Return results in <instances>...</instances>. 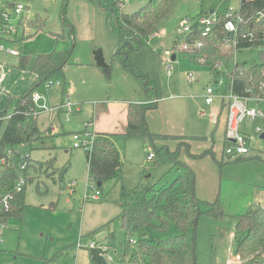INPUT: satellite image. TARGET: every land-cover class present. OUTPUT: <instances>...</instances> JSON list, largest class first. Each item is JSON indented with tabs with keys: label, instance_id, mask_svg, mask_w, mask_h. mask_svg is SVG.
I'll return each instance as SVG.
<instances>
[{
	"label": "rangeland",
	"instance_id": "374dc122",
	"mask_svg": "<svg viewBox=\"0 0 264 264\" xmlns=\"http://www.w3.org/2000/svg\"><path fill=\"white\" fill-rule=\"evenodd\" d=\"M147 1L113 0L109 4L106 0H20L25 4L20 15L12 7L7 8V22H0V45L3 46L0 49V110L7 107L11 111L17 98L31 86L30 71L38 54L64 51L70 57L63 74L56 73L48 79L54 83L51 88L46 89L44 85L38 88L46 105L53 108L40 111L34 118L41 138L17 147L20 154H30L27 174L31 178L23 190L26 206L0 230V264H82L84 259L90 264L88 244L91 241L98 248L109 247L103 252L106 264H139L133 260L138 245L130 240L140 241L141 234L128 233L121 225V187L131 190L136 186L165 184L175 174L167 150H174L176 143L169 140L167 144H158L156 152L140 137L125 140L120 135L126 124V103L143 102L147 97L143 86L122 63L113 60L120 41L110 33L108 22L110 16L116 22L115 16L120 19L121 12H133ZM7 2L11 0H0V11ZM238 4L239 0H177L155 34L143 37L141 46L135 50L126 47L127 64L148 72L159 100L145 114L149 130L197 138L189 140L190 146L183 152L195 174V194L208 201L218 198L224 213L217 219L205 214L199 218L194 233L196 264L234 261L239 243L236 217L246 213L258 200L261 204L264 202V139L251 141V151L246 156L238 155L230 143L224 146L222 121L215 127L209 122V111L198 105L204 87L212 80L211 71L199 57L193 58L182 49L183 40L177 32L185 17L216 18ZM63 11L67 27L62 23ZM10 24L17 26L16 33L9 31ZM16 34L20 39L15 40ZM97 49H101L109 66L107 74L94 61ZM10 50L20 54L13 55ZM260 50L253 47L236 51V61L258 62ZM172 55L168 74L164 58ZM22 58L26 59L24 68L18 65ZM191 73L193 82L188 78ZM63 78L67 81L65 93L62 92ZM67 95L71 102L80 105V110L65 116L55 107ZM217 102L215 98L214 106ZM178 103H184L186 116ZM65 118L67 132L46 135L45 130L51 123L58 125ZM256 124L261 125V120L257 119ZM85 128L93 135L117 134L111 136L122 158L119 179L107 180L100 187L92 180L87 172L84 149L73 147L72 133H83ZM245 129L253 134L251 126ZM151 150L156 156L148 160ZM258 150L261 157L254 155ZM17 175L25 173L17 169ZM96 191L98 199L93 200L91 197ZM132 195L137 198L136 193ZM174 232L170 226L167 234ZM78 242L83 247H78ZM109 257L111 260H107Z\"/></svg>",
	"mask_w": 264,
	"mask_h": 264
},
{
	"label": "trees",
	"instance_id": "16d2710c",
	"mask_svg": "<svg viewBox=\"0 0 264 264\" xmlns=\"http://www.w3.org/2000/svg\"><path fill=\"white\" fill-rule=\"evenodd\" d=\"M177 0H148L130 13H122L120 19L109 17L108 28L111 34L117 35L120 47L113 55V60H119L124 68L139 82L144 89L147 100L144 103H129L127 107V122L122 138L140 137L146 145H150L157 152L158 144L175 141L176 149L167 150L168 158L173 163L175 174L165 184L136 186L128 190L121 187L119 215L121 225L128 233L141 234L140 241H136L137 251L133 256L139 264H196V237L195 229L202 215L220 218L224 215L218 198L203 200L195 194V174L192 168L180 160V152L189 148V140L193 136L180 134L155 133L149 130L145 113L155 108L156 91L151 85L148 72L140 67H131L127 64L128 51L140 47L141 39L156 33L159 23L170 15ZM112 3V2H110ZM109 3V4H110ZM0 11V22L7 8L6 4ZM233 16L238 14V29L252 35V40L241 41L242 47H259L258 62L239 63L233 61L234 48L228 45L224 38L227 31L224 23L226 12L216 16L210 31L202 35L199 24H192V31L187 37L191 43L199 40L201 46L194 48L193 58L205 55V62L215 77H222L224 87L232 89L240 95L264 97V0H240L234 8ZM227 11V9H226ZM193 18V17H192ZM20 21V20H19ZM183 19H181V22ZM30 24H34L29 22ZM62 23L69 26L62 12ZM39 26L41 22L38 20ZM35 25V24H34ZM38 27V26H37ZM73 29H71L72 31ZM70 54L64 51L40 53L36 56L31 67L34 80L30 87L24 90L17 98L14 107L9 111L7 107L0 110V157H3L7 148H14L40 138L35 120L28 115L34 109L31 101L33 90L43 86L48 79L56 74H63L64 66L69 62ZM25 58H22L19 67H25ZM220 64L219 69L215 66ZM109 66L105 68L106 74ZM67 81L63 78L62 92H66ZM117 135V134H114ZM197 139V138H196ZM228 142H224L226 146ZM154 152V157L156 153ZM86 153V152H85ZM87 155V172L98 187L107 180L121 177V155L108 134L95 133L91 152ZM256 157H261L256 154ZM24 170L26 183L31 177ZM50 166V165H49ZM17 173L9 161L0 162V193H12L10 208L4 211L0 208V230L7 224L11 216L20 215L26 206L23 188L15 191ZM137 194V198L132 194ZM235 229L239 236V243L235 254L239 256L240 264H264V205L254 204L244 214L236 217ZM172 226L174 233L167 234ZM192 233L191 236L189 234ZM235 238H237L235 236ZM91 264H106L102 250L89 249Z\"/></svg>",
	"mask_w": 264,
	"mask_h": 264
},
{
	"label": "built area",
	"instance_id": "2783aa9c",
	"mask_svg": "<svg viewBox=\"0 0 264 264\" xmlns=\"http://www.w3.org/2000/svg\"><path fill=\"white\" fill-rule=\"evenodd\" d=\"M240 1V0H239ZM12 2V9L17 15H20L24 8L25 4L20 2V0H11ZM235 9L233 7H230L226 11V16L228 19H226L224 23V28L227 31V37L224 38V41L231 45L234 48L233 52V61L236 60L235 52L239 51L241 49H245V47L240 46L241 41H248L250 42L252 40V35L250 33L242 32L238 29L237 22L240 20V16L238 14L233 16V11ZM8 14L6 11L3 13V19L7 22ZM215 18H210L208 16L198 15L196 17H185L183 18V21L180 22V24L177 26V32L178 35L182 38V49L187 51L188 53L192 54L194 51V48H198L201 46V42L199 40L193 41V43L189 42L187 40L188 35L192 31V24L194 22H197L199 24V28L202 30V35L207 34L210 31V28L212 26V23L214 22ZM17 26H14L12 24L9 25V31H17ZM5 30V27L2 29L1 32ZM262 39H264V33L261 36ZM0 48H2V45H0ZM250 48V46L246 47ZM259 48V47H257ZM12 54H17L15 50H10ZM166 54L169 53L168 50L165 51ZM171 60L172 57L166 56L164 58V64L167 69V73H170V67H171ZM199 61L201 63L205 62V55L199 56ZM217 69H219L220 64L217 63L215 65ZM189 80L193 79L192 73L188 75ZM261 84L264 86V80L261 82ZM54 85L52 81H46L44 83V87L46 89L51 88ZM224 87V80L222 77H215L212 74V80L209 84H207L204 88V102L206 104H210L214 101L215 98H221L225 101V140L228 142V144H232L233 148L237 152L238 155L246 156L250 151V142L252 137H260L263 135L264 139V97L259 96H250V95H240L236 92H234L230 88L224 87V90L222 92H219V88ZM42 100V102H40ZM31 101L33 103L34 109L32 111L28 112V115L35 116L40 111H51L53 110L52 107H48L45 103L43 94L38 90L35 89L31 93ZM250 102L255 103V106H250ZM58 110H62L65 113V116H68L69 113H71L73 110H78L79 106L73 102H71L68 98H66L61 104H59L57 107ZM203 114V112H201ZM211 114V119L215 120V116ZM257 119L261 120V125L255 124L253 127V134L247 135L242 131V124L245 121H249L251 123H255ZM66 122V118L64 120V123ZM58 131L57 125L54 123H51L48 132L49 133H55ZM93 138L94 135L87 131L85 129L83 133L81 132H75L72 133V139L74 141L73 147H81L84 149L86 153H90L92 150L93 145ZM228 149V148H227ZM229 150V149H228ZM29 157L30 154L28 152H25L24 154H20L17 147L14 148H7L5 151V154L3 157H0V162L4 163L6 161H9L10 165L15 169L17 173V169L25 170L27 166L29 165ZM154 157V152L151 150L147 154V159L152 160ZM26 184V178L24 176H18L16 178V182L14 185L15 191H21L23 186ZM99 192L96 191V193L91 197V199L96 200L98 199ZM13 198L12 193H0V208L4 211H8L10 208V201ZM88 198V196H87ZM86 199V198H85ZM132 244H136V241L134 239L130 240ZM78 247H83L80 242L77 244ZM89 249H99L102 250V252H105L108 250L109 247H96V244L94 242H90L88 244ZM238 258V259H237ZM110 259V257H109ZM234 261H230L229 264H237L236 261H239V257L235 255L233 258ZM240 264V262H239Z\"/></svg>",
	"mask_w": 264,
	"mask_h": 264
},
{
	"label": "crops",
	"instance_id": "0c3cea01",
	"mask_svg": "<svg viewBox=\"0 0 264 264\" xmlns=\"http://www.w3.org/2000/svg\"><path fill=\"white\" fill-rule=\"evenodd\" d=\"M9 2H7V4H8ZM2 9H4V8H2ZM211 11V10H210ZM198 16V15H197ZM17 32V31H16ZM15 32V33H16ZM155 34V33H154ZM153 35V34H152ZM15 40H17V39H20V37H17V34L15 35ZM2 45V44H1ZM3 47V46H2ZM0 49H2V48H0ZM12 54V53H11ZM20 54V52L19 53H17V54H13V55H19ZM172 57V56H171ZM173 60V59H172ZM95 61V60H94ZM19 65V64H18ZM211 71V70H210ZM31 72V71H30ZM32 74V73H31ZM211 75H212V73H211ZM31 76H33V79L32 80H34V75L32 74ZM0 80H1V76H0ZM193 80L194 79H192V80H189L190 82H193ZM211 82V81H210ZM209 82V83H210ZM208 83V84H209ZM207 85V84H206ZM205 88V87H204ZM204 90V89H203ZM224 90V87H220L219 88V92H222ZM67 91V90H66ZM65 93V92H64ZM156 96H157V94H156ZM170 96H172V95H170ZM204 91H203V95H202V100H200L199 101V106L200 107H203V108H205V109H207L209 112H208V117H209V122L212 124V125H214L215 127L218 125V123L220 122V121H222V123H223V133H224V131H225V115H226V111H225V106H226V104H225V101L223 100V99H221V98H216V100H218V102H217V104H216V106H214V101L212 102V103H210V104H206L205 102H204ZM66 98H68V95L66 96ZM156 99V102L158 103L159 102V100H157V97L155 98ZM144 103V102H146V100L145 101H143V102H135V101H128L127 103H126V105H125V107H126V122H127V107H128V104L129 103ZM179 104V106H180V109H181V111H184V115L186 116V114H185V110H184V108H185V105H184V103H178ZM95 105V104H94ZM80 110V105H79V109L78 110H73L72 112H74V111H79ZM57 111H58V113H63V114H65L64 113V111H60V110H58L57 109ZM71 112V113H72ZM147 112V111H146ZM201 112H203V114H204V111L203 110H201L200 111V115H203V114H201ZM10 113H11V111H9V115H10ZM146 114V113H145ZM213 115V116H215V120H213V119H211V117H210V115ZM36 116V115H35ZM35 116H32L33 117V119L35 118ZM212 116V117H213ZM257 121V120H256ZM256 121H255V123H251L250 125H249V123H243L242 124V126H241V128H242V131L245 133V134H247L248 136L249 135H251L246 129H245V127L246 126H251V128H252V130H253V127H254V125L256 124ZM66 123V122H65ZM64 123V121L63 122H60L58 125H57V127H58V131L57 132H55V133H59V132H65L66 130L64 129L65 127V124ZM126 125V124H125ZM50 126V125H49ZM49 126L47 127V129L45 130V133H46V135H52V134H55V133H49L48 132V128H49ZM149 127V126H148ZM125 128V127H124ZM85 129H87V128H85ZM124 131V130H123ZM122 131V132H123ZM67 132V131H66ZM74 132H76V131H74ZM121 132V133H122ZM104 134H108V136H109V139H113L112 138V136L111 135H113V134H116V133H113V134H110V133H104ZM224 137H225V134H224ZM40 138H41V136H40ZM263 138V135H261L260 137H252L251 138V141H253L254 139H262ZM126 140V139H125ZM166 144H167V142H165ZM162 144H164V143H162ZM24 145V144H23ZM19 146H21V145H19ZM19 146H16V147H19ZM176 149V148H175ZM174 149V150H175ZM174 150H170V151H174ZM184 151H181L180 152V160H182V161H184L185 163L187 162V160H186V158L184 157V153H183ZM120 153V152H119ZM260 153V151L258 150V152L256 153V154H259ZM256 154H254V155H256ZM121 155V154H120ZM260 155V154H259ZM261 156V155H260ZM121 160H122V158H121ZM153 160V159H152ZM190 165V164H189ZM261 204L260 203V201L258 200L257 201V203H254V204ZM263 205H264V202L262 203ZM88 258H89V261H90V257H89V252H88ZM107 260H111V258L109 259H107ZM85 261V264H89V262H87V259H84V260H82V264H83V262ZM90 264H91V261H90ZM237 264H239V263H237Z\"/></svg>",
	"mask_w": 264,
	"mask_h": 264
},
{
	"label": "water",
	"instance_id": "95a60500",
	"mask_svg": "<svg viewBox=\"0 0 264 264\" xmlns=\"http://www.w3.org/2000/svg\"><path fill=\"white\" fill-rule=\"evenodd\" d=\"M108 3L113 2V0H106ZM213 10L210 11V13H212ZM172 59H174V55H172ZM94 60L95 63L98 67H107V63L104 60L103 54L101 49H97L96 51H94ZM100 183L98 182L97 185H99Z\"/></svg>",
	"mask_w": 264,
	"mask_h": 264
}]
</instances>
